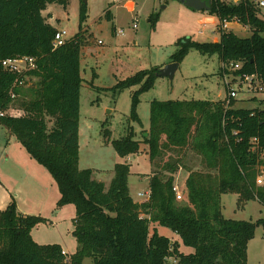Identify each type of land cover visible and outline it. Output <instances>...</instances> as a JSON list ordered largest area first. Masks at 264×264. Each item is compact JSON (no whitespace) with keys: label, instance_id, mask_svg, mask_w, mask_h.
Instances as JSON below:
<instances>
[{"label":"trees","instance_id":"obj_1","mask_svg":"<svg viewBox=\"0 0 264 264\" xmlns=\"http://www.w3.org/2000/svg\"><path fill=\"white\" fill-rule=\"evenodd\" d=\"M52 4L65 8L67 0H0V111L14 102L11 93L28 98L18 104L23 115L0 117V126L49 173L59 193L56 208L74 207L77 249L68 256L58 244L35 243L31 231L45 220L19 215L12 198L0 212V264H82L85 259L91 264H246L247 245L257 227L264 230V217L254 223L225 219L221 196L235 194L239 206L254 201L264 207V185H256L257 176L264 175V100L252 109L236 108L235 101L226 108L224 100L150 102L149 128L141 139L129 131L110 142L120 158L139 154L140 144L148 147L150 195L136 201L128 187L127 164L115 165L107 187L92 178V170L78 166L80 51L85 42L79 31L53 48L57 29L43 16ZM207 12L219 22L238 21L250 36L220 33L215 43L181 38L170 63H180L194 50L217 56L220 77L222 66L234 63L242 66L236 73L257 74L264 81V18L258 17L254 0H210ZM79 19L80 24L85 19L84 4ZM150 22L154 27L156 18ZM19 57H31L36 65L25 74L36 82L24 94L13 87L16 75L1 67L2 60ZM160 69L139 71L110 89L115 95L137 87L131 94L133 121L139 96L153 88ZM188 151L200 157L204 170L187 171L183 199L176 201L172 187ZM157 227L170 230L180 244L159 235ZM180 245L192 253L179 252ZM168 257L176 263L167 262Z\"/></svg>","mask_w":264,"mask_h":264},{"label":"rangeland","instance_id":"obj_2","mask_svg":"<svg viewBox=\"0 0 264 264\" xmlns=\"http://www.w3.org/2000/svg\"><path fill=\"white\" fill-rule=\"evenodd\" d=\"M225 1L233 3L232 0ZM237 1L239 0H234ZM254 2L264 3V0ZM82 4L85 5V19L80 24ZM49 12L50 16L47 12L43 15L46 18L50 17L48 21L53 27L66 33V40L73 38L80 31L85 42L80 51L82 85L79 92L78 119L82 130L78 166L80 169L92 170V177L107 187L115 165L127 164L130 172V193L134 200L141 201L138 194L148 192L145 180L147 174L151 172L148 147L140 144L139 154L120 158L110 142L124 138L129 131L135 134V139L140 140L141 133L149 128V105L152 101L225 100L227 91L219 76L220 62L216 55L203 56L191 50L178 63V69L172 79L157 78L153 88L139 96L135 121L130 119L131 94L137 87L124 89L115 95L110 89L117 82L139 71L170 64V57L177 50L176 42L181 38H190L197 43H213L214 40H218L220 34L217 31L209 32V28L203 34H199L203 23L211 19L217 21V18L206 11L190 9L178 0H67L65 8L52 4L49 6ZM258 17L264 18V8L259 9ZM155 18L156 22L152 27L150 21ZM249 31L248 28H243L237 35L247 38L250 36ZM99 41L101 45L98 44ZM35 82L36 79L24 78L20 87L21 92L24 94ZM27 99L20 94L13 100L11 108H14V114L20 113L19 102ZM260 100H264L263 95L246 94L243 87L237 94L234 104L236 108L252 109L259 106ZM105 131L107 138L104 137ZM0 138H4V130L1 127ZM3 144L1 143L0 147ZM164 160H168L167 157ZM180 166L182 167L180 176L178 174L176 178L179 185L186 180L188 170H204L200 157L191 151L184 155ZM39 168L47 172L40 165ZM2 174L10 176L7 168L0 163V175ZM46 174L47 179L40 180L37 187L34 186L37 198L33 200L25 196L27 175L22 172L17 174V178L11 177L15 191L19 189L21 192L19 195L23 201H20V206L33 215L46 213V210L42 212V209L56 201L54 198L57 195L56 185L49 173ZM55 207L54 204V214L58 212ZM70 209L74 210V207L70 205L63 213H59L60 219L54 221V227L39 226L34 231V239L44 245L61 243L64 238L73 250L71 254H74L76 248L73 245L76 241L72 236L71 223L74 211L72 214ZM221 214L225 219L254 223L264 217V207L254 201L239 206L235 194H225L221 196ZM152 228L153 225L150 226V232ZM159 233L166 235L167 238L172 235L170 230L162 227ZM179 248L183 254L192 253L190 248L183 246ZM82 264H91V261L85 259ZM246 264H264L262 226L255 229L254 237L247 245Z\"/></svg>","mask_w":264,"mask_h":264},{"label":"crops","instance_id":"obj_3","mask_svg":"<svg viewBox=\"0 0 264 264\" xmlns=\"http://www.w3.org/2000/svg\"><path fill=\"white\" fill-rule=\"evenodd\" d=\"M222 1L227 3L225 0H222ZM232 1H233V3H236V2H234V0H232ZM48 11H49V6L47 7L46 11H44V12H47V14L50 15V12L48 13ZM48 20L49 19H47V23L50 24L51 26H53ZM218 22H219L218 19H217V21L211 19L209 22L203 23V26H201V30H202L201 34H203V32H205L208 28H209L208 29L209 32H211V33L216 32V27L218 25ZM209 24L212 26L208 27L207 25H209ZM243 28H248V27L243 26L241 24L231 23L229 25V30L227 32H231L234 35L238 36L237 34L240 33ZM249 34H250V31H249ZM218 40H214L213 43L218 42ZM161 68H163V67H161ZM1 129L4 130V138H0V144L1 143H4V144H3V146L0 147V163H3L4 167L7 168V171H8L10 176H7L6 174L0 175V212L6 209V207L10 204V202L13 198V200L15 201V205H16V211L19 215H21V216H34V217H39V218L45 220V223L38 225L37 227H35L31 231L32 239L34 240L35 243L39 244L38 243L39 241L37 242L33 237L34 231L37 228H39V226H42V225H50V226L54 227V221H58L60 219L59 213H63L64 209L69 208L70 205H66V206L62 207V209H60V210L58 209V212H56L54 214V211H53L54 204L56 206V202L59 200V193H58V189H57V195L54 197V198H56L55 203L52 202L51 204H49V206L47 208H45V209L43 208L42 212H44L46 210V213H44V214L41 213L38 216L36 214L33 215L30 213L29 210L24 209L20 206V201L22 200L21 199L22 197H20L19 194H21V192L19 191V189L17 191H15V188L13 186L14 182L11 184V180H12L11 177L17 178V174H21L22 172H24L27 175L26 179H25V187H26L25 196H27L28 198L33 200V199L37 198V194H36V191L34 189V186L37 187V184L40 183V180H46L48 176L46 174L47 172H44L43 170H41L39 168V165L34 160L30 159V157L28 156L26 151H24L22 146L20 144H18V142H15V140H14L15 138L13 136H11L5 128L1 127ZM81 130L82 129H81V126L79 123V132H78L79 148H80ZM150 170H151V167H150ZM178 174L180 176V173H178ZM178 174L175 176V182H177V183H178V181L176 178H178L177 177ZM149 176H150V173L147 174V177L145 180L147 182V185H148ZM92 178L94 179V177H92ZM94 180H96V179H94ZM184 185H185V180L180 185V188L183 189ZM128 187H129V182H128ZM14 191L17 193L15 194ZM129 191H130V189H129ZM130 195H131V193H130ZM132 198H133V196H132ZM70 211L72 212V214L74 211V215L71 218L72 219L71 223H72V221L75 217V209L74 210L70 209ZM159 229H160V227H157V232L159 235H162L159 233ZM162 236L166 237V235H162ZM168 238L171 239L173 242H177L178 244H180L179 238L176 235H174L173 233ZM62 240L63 241H61V243H54V244H58L62 248L63 252L66 253L68 256L72 255L71 253H73V250H71V247L69 246V244L64 241V238H62ZM39 245H43V244H39ZM44 245H47V244H44ZM73 247H75L77 249V244L73 245ZM180 247H181V245H180ZM179 252H181L180 248H179ZM181 253H184V252H181ZM186 254H189V253H186Z\"/></svg>","mask_w":264,"mask_h":264},{"label":"built area","instance_id":"obj_4","mask_svg":"<svg viewBox=\"0 0 264 264\" xmlns=\"http://www.w3.org/2000/svg\"><path fill=\"white\" fill-rule=\"evenodd\" d=\"M255 8L260 9L264 8L263 2H255ZM231 23L239 24L236 20H222L218 22V25L216 27V31L220 33H228L229 25ZM202 33V30L199 32V34ZM66 41V33L64 31L57 30L54 34L53 40H52V46L53 48H57L59 46H62ZM98 44L100 45L101 42L99 41ZM1 67L4 71H7L13 75H16L17 79L14 84V88H19L22 85V81L26 73L29 71H32L36 68L35 61L31 57H19V58H13V59H4L1 62ZM222 81L223 85L227 91L226 98L224 100V105L227 108L232 101L237 100V94L241 90V88H245L246 94H250L252 96L256 95H263L264 96V81L257 75V74H246V73H236L237 71H240L242 66L241 64H234L230 63L227 66H222ZM21 78V79H18ZM16 95L11 93L10 98L11 100L16 99ZM254 98V97H253ZM13 103H11L8 108L5 111H0V117H3L5 115H9L12 117H20L23 115V112L20 111L18 114H14L15 110L12 109ZM22 112V114H21ZM256 185L262 186L264 185V175H258L256 178ZM172 191L175 194V200L180 201L183 199V193L182 189L180 188V185L177 182H174V185L172 187ZM149 192L139 193L138 197L143 199L149 198ZM169 263H176V260L172 257H168L165 259Z\"/></svg>","mask_w":264,"mask_h":264},{"label":"water","instance_id":"obj_5","mask_svg":"<svg viewBox=\"0 0 264 264\" xmlns=\"http://www.w3.org/2000/svg\"><path fill=\"white\" fill-rule=\"evenodd\" d=\"M250 1V0H249ZM186 7L196 10V11H209L210 10V0H183L181 2ZM178 69V63H170L159 70L156 74L157 78L166 77L172 79L174 73ZM147 137V134H144Z\"/></svg>","mask_w":264,"mask_h":264}]
</instances>
